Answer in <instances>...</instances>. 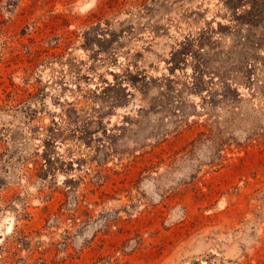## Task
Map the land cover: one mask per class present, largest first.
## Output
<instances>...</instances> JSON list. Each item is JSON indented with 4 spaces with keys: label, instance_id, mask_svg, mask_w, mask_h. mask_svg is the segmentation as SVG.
Returning <instances> with one entry per match:
<instances>
[{
    "label": "rangeland",
    "instance_id": "rangeland-1",
    "mask_svg": "<svg viewBox=\"0 0 264 264\" xmlns=\"http://www.w3.org/2000/svg\"><path fill=\"white\" fill-rule=\"evenodd\" d=\"M0 264H264V0H0Z\"/></svg>",
    "mask_w": 264,
    "mask_h": 264
}]
</instances>
